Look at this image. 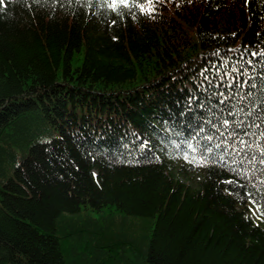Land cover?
Here are the masks:
<instances>
[{"label": "trees", "instance_id": "obj_1", "mask_svg": "<svg viewBox=\"0 0 264 264\" xmlns=\"http://www.w3.org/2000/svg\"><path fill=\"white\" fill-rule=\"evenodd\" d=\"M262 161L264 0L0 3V264H264Z\"/></svg>", "mask_w": 264, "mask_h": 264}, {"label": "snow or ice", "instance_id": "obj_2", "mask_svg": "<svg viewBox=\"0 0 264 264\" xmlns=\"http://www.w3.org/2000/svg\"><path fill=\"white\" fill-rule=\"evenodd\" d=\"M121 2H123V0H121ZM0 3H3V0H0ZM112 6H114V5H112ZM262 163H264V161H262Z\"/></svg>", "mask_w": 264, "mask_h": 264}]
</instances>
